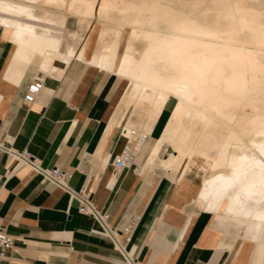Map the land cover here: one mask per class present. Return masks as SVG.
<instances>
[{
	"label": "bare ground",
	"instance_id": "bare-ground-1",
	"mask_svg": "<svg viewBox=\"0 0 264 264\" xmlns=\"http://www.w3.org/2000/svg\"><path fill=\"white\" fill-rule=\"evenodd\" d=\"M141 2L152 0H0V25L13 28L16 54L38 52L54 59V66L58 60L65 66L76 57L122 79L124 93L109 129L118 127L121 143L143 137L136 168L141 173L158 170L169 178L175 184L174 198L182 199L188 216L205 211L219 221L250 226L251 243L261 248L264 47L258 26L264 10L260 0H227L231 8L213 7V0H201L208 7L200 9L186 7L191 0H156L167 9L130 7ZM88 3L92 7L83 6ZM102 3L110 6L103 12ZM68 16L77 20L76 30L65 29ZM154 16L159 18L156 22L164 18L172 22L167 31L149 27ZM88 43L92 44L87 54ZM145 52L152 61L147 70L140 66ZM189 56L207 58L212 65L204 105L182 102L165 93L160 83H152L154 75L166 82L181 74ZM170 99L173 106L163 129L151 140L152 127ZM236 169L238 183L225 189Z\"/></svg>",
	"mask_w": 264,
	"mask_h": 264
},
{
	"label": "crops",
	"instance_id": "crops-1",
	"mask_svg": "<svg viewBox=\"0 0 264 264\" xmlns=\"http://www.w3.org/2000/svg\"><path fill=\"white\" fill-rule=\"evenodd\" d=\"M75 23L68 16L64 27L76 30ZM12 34V27L0 25V145L69 174V188L88 193L111 227L121 230L137 215L123 243L136 264L259 261L250 226L225 223L205 211L188 216L182 199L174 198L175 184L158 170L141 173L135 162L126 171H113L112 161L124 145L118 127L109 129L124 93L122 79L76 57L54 66V59L38 52L16 54ZM41 73L42 90L33 103L23 105L26 84ZM172 103L155 121L151 140L159 137ZM0 225L13 239L0 250V264H127L96 221L78 211L75 199L2 150Z\"/></svg>",
	"mask_w": 264,
	"mask_h": 264
},
{
	"label": "built area",
	"instance_id": "built-area-1",
	"mask_svg": "<svg viewBox=\"0 0 264 264\" xmlns=\"http://www.w3.org/2000/svg\"><path fill=\"white\" fill-rule=\"evenodd\" d=\"M43 78L44 75L41 73V75L35 77L26 84L22 96L23 105H29L35 101L37 95L43 88ZM142 142L143 137L141 136L133 140L127 139L125 141L121 151L112 161V167L115 173L126 171L135 164L138 149ZM0 150L15 157V159L21 163L22 167H28L36 174L40 175L43 182H47L67 193L70 200L75 199L78 202V211L96 221L100 231L111 240L115 249L122 254L124 261L127 264H136L133 257L125 252L123 243L129 240L130 234L138 221L137 215H132L122 229L117 230L107 223V215L96 208L88 193L83 191H72L69 188L67 184L69 174L61 171L58 167L44 168L27 154L19 153L9 147L0 145ZM12 241V237L7 234L0 225V250L9 248L12 245Z\"/></svg>",
	"mask_w": 264,
	"mask_h": 264
},
{
	"label": "snow or ice",
	"instance_id": "snow-or-ice-1",
	"mask_svg": "<svg viewBox=\"0 0 264 264\" xmlns=\"http://www.w3.org/2000/svg\"><path fill=\"white\" fill-rule=\"evenodd\" d=\"M84 7H92L90 3L83 5ZM186 7H191L193 9H200L208 7L201 2V0H191V2ZM213 7H220V8H231L233 5L229 4L227 0H213ZM238 6V5H237ZM100 9L103 12L105 8L110 7L107 4H100ZM130 7L134 9H167L169 6L166 4H161L156 2V0H152V2H141L138 4L130 5ZM259 7L264 10V0H260ZM158 17H153L149 20V27L156 32H164L167 31V28L172 23L169 19L164 18L160 22L158 21ZM186 23L188 24H195L194 20H188L185 18ZM259 34H260V42L261 47H264V17H262L261 22L258 26ZM29 34H31V30H27ZM19 35V33H18ZM149 46L151 45L150 35L148 38ZM187 54V53H185ZM145 59L140 61V66L147 70L152 61L148 59V52L144 53ZM123 72V65L121 66ZM212 70V65L209 63L207 58L199 59V58H192L189 56L188 62L184 65V68L181 70V74L171 78L170 80L163 82L160 81L155 75L152 77V83L155 85L160 83L163 87V91L165 93L174 94L179 97L182 102L187 101L188 104H205V89L208 83L209 75ZM189 72L191 75H189ZM207 123H211V121H207ZM261 155L264 156V147L261 148ZM261 169V176H260V195L264 197V163L259 165ZM240 173L239 170L236 169L233 171L231 177H229L225 182V189L236 185L239 181ZM259 261H254L253 264H264V246L259 249Z\"/></svg>",
	"mask_w": 264,
	"mask_h": 264
},
{
	"label": "rangeland",
	"instance_id": "rangeland-1",
	"mask_svg": "<svg viewBox=\"0 0 264 264\" xmlns=\"http://www.w3.org/2000/svg\"><path fill=\"white\" fill-rule=\"evenodd\" d=\"M90 34V33H89Z\"/></svg>",
	"mask_w": 264,
	"mask_h": 264
}]
</instances>
